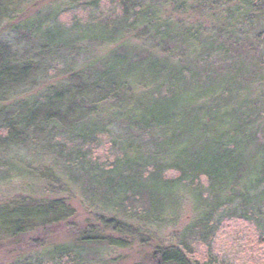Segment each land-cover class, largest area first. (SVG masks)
Masks as SVG:
<instances>
[{"label":"trees","instance_id":"16d2710c","mask_svg":"<svg viewBox=\"0 0 264 264\" xmlns=\"http://www.w3.org/2000/svg\"><path fill=\"white\" fill-rule=\"evenodd\" d=\"M24 1L0 0V156L17 154L49 125L79 139L100 132L119 145L116 158L93 179L92 197H83L88 209L101 214L95 212L94 224L72 227L73 244L55 250L65 264H85L84 247L123 249L133 244L149 249L135 264H192L185 234L197 227L203 235L209 233L222 207L244 206L243 217L255 213L249 205L264 201V190L256 192L264 186V109L262 94L252 93L262 69L246 56H235L214 72L196 54L205 47L220 53L228 46L243 47L252 7L259 0H117L121 14L111 29H88L75 41H63L38 18L14 22ZM194 6L203 22L161 13L165 7L181 11ZM19 27L55 46L77 41L114 44L140 34L145 42L156 43L155 48L165 43L178 47L165 50L160 58L149 54L137 61L131 51H112L88 64H102L91 77L80 72L50 84L40 100L30 91L44 79L43 62L12 42ZM181 48L184 51L177 53ZM101 114L103 121L98 120ZM18 164L15 159L10 166ZM164 172L175 176L165 178ZM201 179L208 185L206 196L198 191ZM185 197L194 219L182 232L183 239L176 245L153 243L144 232L158 222H173ZM130 201L144 203V208L129 215ZM118 213L136 223L117 219ZM73 216L62 199L4 205L0 234L16 239L41 230L53 233L52 227Z\"/></svg>","mask_w":264,"mask_h":264},{"label":"rangeland","instance_id":"374dc122","mask_svg":"<svg viewBox=\"0 0 264 264\" xmlns=\"http://www.w3.org/2000/svg\"><path fill=\"white\" fill-rule=\"evenodd\" d=\"M252 10V20L247 29L248 39L242 48L233 49L228 46L227 51L220 53L209 51V48L205 47L198 51L196 56L206 62L208 69L214 72L227 65L235 56H246L250 62L255 63L262 69L263 75L261 80L255 77L252 94L254 97L262 94L260 101L264 109V0L254 4ZM161 13L188 22H203L197 6L181 11L165 7L161 9ZM120 14V4L117 0H25L20 13L13 19L19 23L38 18L44 27L57 30L63 41H75L88 29H111ZM12 42L20 43L24 47L22 49H26L27 56L43 62L41 72L44 79L35 83L30 91L40 100L47 96L46 91L50 84L66 81L80 72L83 77H91L102 64L97 61L95 65L87 67L88 64L112 51L120 54L131 51L137 61L149 54L160 58L166 53L165 50L178 47L174 43H165L162 47L155 48L156 43L145 42L144 36L140 34L126 36L114 44L77 41L65 47L55 46L56 44L52 45L32 36L22 27L14 31ZM182 51L183 48L177 50V53ZM198 66L201 68L199 62ZM103 119L104 115L101 114L98 120ZM114 125L122 128L120 123ZM118 153L119 145L100 132L79 139L49 125L44 128L40 138L19 148L17 154H9L6 158L0 156V206L62 199L74 210L73 219L52 227L53 233L41 230L16 239H8L0 234V264H65L63 256L55 250L60 249V246L73 244L72 227L79 229L85 224H94L95 212L101 214L94 208L88 209L84 205L83 197H92L96 188L93 179L100 175L101 170L107 167ZM16 157L20 164L11 167V160H18ZM164 176L173 178L175 174L164 172ZM200 185L198 191L206 196V181L201 179ZM262 190L264 186L256 192ZM97 196L98 193H95V199H99ZM143 204L130 201L126 205L128 214L140 212L144 208ZM253 205H249V208L253 207L255 213L249 217L242 215L244 206L222 207L215 212L209 233L203 235L202 228L197 227L190 233H184L183 239L182 232L194 219L192 205L188 197H185L173 222H158L144 233L153 243L164 246L176 245L181 239L187 240L186 244L192 250V264H264V201L260 200ZM118 214L117 219L136 223ZM81 251L85 264H135L143 261L149 249L133 244L123 249L91 246L84 247Z\"/></svg>","mask_w":264,"mask_h":264}]
</instances>
